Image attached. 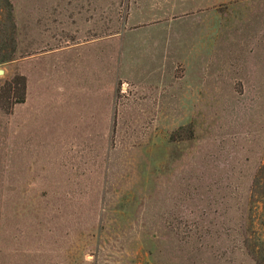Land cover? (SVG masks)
<instances>
[{
	"label": "rangeland",
	"instance_id": "374dc122",
	"mask_svg": "<svg viewBox=\"0 0 264 264\" xmlns=\"http://www.w3.org/2000/svg\"><path fill=\"white\" fill-rule=\"evenodd\" d=\"M0 70V264H264V0H0Z\"/></svg>",
	"mask_w": 264,
	"mask_h": 264
},
{
	"label": "crops",
	"instance_id": "0c3cea01",
	"mask_svg": "<svg viewBox=\"0 0 264 264\" xmlns=\"http://www.w3.org/2000/svg\"><path fill=\"white\" fill-rule=\"evenodd\" d=\"M103 52V50L92 51V58L90 59L91 62L88 65L86 62L88 53L85 45L82 42L74 43L66 46L64 49L52 51V62L58 60L65 63L69 78L72 79L75 75H77L81 82L83 79H86L88 71H92L95 74L99 71L98 65L99 63H102L100 56H103ZM111 66L113 67L112 63H110V67ZM70 83L71 81L65 82V85L61 86V90H56L58 86H56L55 82L52 81V108L53 105H57L60 108L59 110L56 108L54 110V113L58 112L56 115L60 118L52 117V128L54 126H62V128L70 129L71 127L66 125V122L70 120L69 110L74 109L75 104H77V100L79 101L80 98L83 97L86 98L90 94L88 86L85 84L79 83L78 85H71ZM73 95H77L75 100H73Z\"/></svg>",
	"mask_w": 264,
	"mask_h": 264
},
{
	"label": "trees",
	"instance_id": "16d2710c",
	"mask_svg": "<svg viewBox=\"0 0 264 264\" xmlns=\"http://www.w3.org/2000/svg\"><path fill=\"white\" fill-rule=\"evenodd\" d=\"M15 91V96L10 97V92ZM25 96V78L22 74H15L11 79L4 82L0 88V108L9 112L12 105L20 103Z\"/></svg>",
	"mask_w": 264,
	"mask_h": 264
},
{
	"label": "water",
	"instance_id": "95a60500",
	"mask_svg": "<svg viewBox=\"0 0 264 264\" xmlns=\"http://www.w3.org/2000/svg\"><path fill=\"white\" fill-rule=\"evenodd\" d=\"M2 71L0 70V73H1Z\"/></svg>",
	"mask_w": 264,
	"mask_h": 264
}]
</instances>
